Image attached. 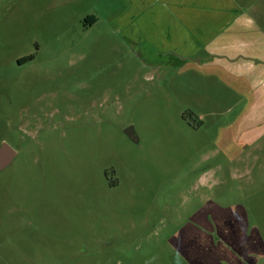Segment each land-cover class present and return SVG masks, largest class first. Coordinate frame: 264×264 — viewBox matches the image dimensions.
I'll use <instances>...</instances> for the list:
<instances>
[{
	"label": "rangeland",
	"instance_id": "rangeland-1",
	"mask_svg": "<svg viewBox=\"0 0 264 264\" xmlns=\"http://www.w3.org/2000/svg\"><path fill=\"white\" fill-rule=\"evenodd\" d=\"M237 1L264 30V0ZM120 6L0 0V146L17 152L0 264H264V135L240 149L219 132L246 84L199 49L149 63L113 26Z\"/></svg>",
	"mask_w": 264,
	"mask_h": 264
},
{
	"label": "crops",
	"instance_id": "crops-1",
	"mask_svg": "<svg viewBox=\"0 0 264 264\" xmlns=\"http://www.w3.org/2000/svg\"><path fill=\"white\" fill-rule=\"evenodd\" d=\"M119 2L121 6L110 20L117 31H123L133 48H139L137 52L143 53L149 63L167 64L177 54L199 49L200 53H204L200 56V63L219 66L246 84L245 94L239 99L243 102L241 111L228 124L219 128V132L227 135L225 142L230 144L232 137L237 139L241 136L244 139L239 142L240 149H244L243 147L248 146V139L253 142L264 135V30L255 23L254 17L230 13L238 6L237 0ZM231 3L234 4L233 8ZM88 15L96 18L92 25L100 19L96 13L86 16ZM199 36L200 45L192 47L189 39ZM197 44L198 41L195 40L194 45ZM162 53L165 55L164 59L160 58ZM203 117L200 114V120ZM222 148L224 149L223 146ZM204 177L200 179L203 180ZM203 202L200 193L197 220L203 218L200 216L206 211ZM206 214L208 213L204 217ZM196 225L200 224L197 222Z\"/></svg>",
	"mask_w": 264,
	"mask_h": 264
},
{
	"label": "water",
	"instance_id": "water-1",
	"mask_svg": "<svg viewBox=\"0 0 264 264\" xmlns=\"http://www.w3.org/2000/svg\"><path fill=\"white\" fill-rule=\"evenodd\" d=\"M125 133L129 136L133 141H138V138L135 134L134 128L129 126L125 129ZM17 152L15 148L8 142H3L0 146V171L6 168L9 164L12 163L15 158Z\"/></svg>",
	"mask_w": 264,
	"mask_h": 264
},
{
	"label": "trees",
	"instance_id": "trees-1",
	"mask_svg": "<svg viewBox=\"0 0 264 264\" xmlns=\"http://www.w3.org/2000/svg\"><path fill=\"white\" fill-rule=\"evenodd\" d=\"M95 21H96V18L94 16H92V15H88L84 19L85 25H87V24H93ZM34 57H35L34 54H30V55L24 57L23 59L29 60V59H32ZM20 60H22V59H20Z\"/></svg>",
	"mask_w": 264,
	"mask_h": 264
},
{
	"label": "flooded vegetation",
	"instance_id": "flooded-vegetation-1",
	"mask_svg": "<svg viewBox=\"0 0 264 264\" xmlns=\"http://www.w3.org/2000/svg\"><path fill=\"white\" fill-rule=\"evenodd\" d=\"M15 157H16V156H15ZM14 159H15V158H14ZM14 159H13V160H14ZM12 162H13V161H12Z\"/></svg>",
	"mask_w": 264,
	"mask_h": 264
}]
</instances>
